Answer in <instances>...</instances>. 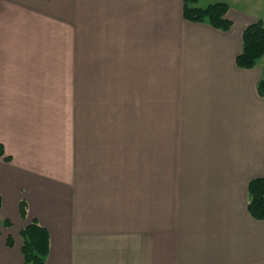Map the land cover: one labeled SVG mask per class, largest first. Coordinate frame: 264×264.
Masks as SVG:
<instances>
[{
    "label": "crops",
    "instance_id": "1",
    "mask_svg": "<svg viewBox=\"0 0 264 264\" xmlns=\"http://www.w3.org/2000/svg\"><path fill=\"white\" fill-rule=\"evenodd\" d=\"M261 3L229 4L222 30L185 19L183 0H0V264H27L33 220L50 234L45 264H264V219L248 209L264 176V56L237 64ZM137 85L147 174L135 144L76 105Z\"/></svg>",
    "mask_w": 264,
    "mask_h": 264
},
{
    "label": "trees",
    "instance_id": "2",
    "mask_svg": "<svg viewBox=\"0 0 264 264\" xmlns=\"http://www.w3.org/2000/svg\"><path fill=\"white\" fill-rule=\"evenodd\" d=\"M184 1V18L191 22H208L215 28L230 30L233 22L227 17L229 4L224 1L211 3L205 7L198 6L199 0ZM264 56V21L257 19L249 24L243 32V50L237 56V64L242 68H253L257 61ZM258 90L264 96V76L258 83ZM4 145L0 143V157L4 156ZM10 158V156H6ZM248 209L256 219H264V176L254 178L249 183ZM3 198L0 189V207ZM28 204L25 199L20 202V212L26 216ZM1 223V220H0ZM10 226V220L2 222ZM1 235V231H0ZM23 238L22 252L27 264H45L50 251V234L46 227L36 220L21 229ZM8 244L13 245L14 239L8 237Z\"/></svg>",
    "mask_w": 264,
    "mask_h": 264
},
{
    "label": "rangeland",
    "instance_id": "3",
    "mask_svg": "<svg viewBox=\"0 0 264 264\" xmlns=\"http://www.w3.org/2000/svg\"><path fill=\"white\" fill-rule=\"evenodd\" d=\"M217 1H226L230 5H234L246 10L254 9V11L260 13L263 11L261 0H200V5L207 6ZM69 77V80L71 78L73 79L72 75H69ZM63 79L64 77H61V80ZM77 81V90L78 93H80L79 90L81 89L82 91L83 89L84 91L85 88L84 85L80 84L78 79ZM61 88L64 89V86L62 85ZM146 93L147 86H126V92L122 101L95 100L92 99L94 95L90 94L86 99H78L76 102L78 110L87 112L88 125L109 126L110 128L112 127L114 130H117L119 139L130 142L127 144H135L133 149L136 152L137 158L135 159L134 163L135 165H138L139 168L141 166V174H147L149 171L147 147L149 118L147 116V99L143 98L147 96ZM81 96L82 95H80L79 98ZM60 103H62V101L56 102L57 108H59ZM140 113L143 114V116L135 115ZM114 135H116V133H114ZM137 142H141V144H137ZM2 222L3 221H1L0 224H2Z\"/></svg>",
    "mask_w": 264,
    "mask_h": 264
}]
</instances>
